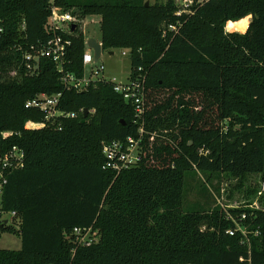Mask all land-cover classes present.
<instances>
[{
    "label": "trees",
    "instance_id": "obj_1",
    "mask_svg": "<svg viewBox=\"0 0 264 264\" xmlns=\"http://www.w3.org/2000/svg\"><path fill=\"white\" fill-rule=\"evenodd\" d=\"M146 2L0 0V144L25 152L4 192L20 226L1 229L16 231L22 248L0 249V264H264V202L185 206L187 176L196 171L211 184L257 174L261 192L264 0H208L182 16L171 1ZM53 5L100 16L103 51L127 50L129 79L146 75L143 118L112 82L83 91L64 83L65 74L85 73L79 28L68 37L63 72L44 57L28 68L32 45L63 34L46 28ZM249 15L245 33L226 32ZM60 93L58 109L76 117L28 129L46 114L26 102ZM5 131L13 134L3 138ZM129 137L140 140L142 160L116 174L105 168L103 145ZM76 228L97 230L99 240L81 244Z\"/></svg>",
    "mask_w": 264,
    "mask_h": 264
},
{
    "label": "built area",
    "instance_id": "obj_2",
    "mask_svg": "<svg viewBox=\"0 0 264 264\" xmlns=\"http://www.w3.org/2000/svg\"><path fill=\"white\" fill-rule=\"evenodd\" d=\"M149 1L150 0H146ZM171 1L177 7L175 14L182 16L184 14L194 13V5L203 4L208 0H165ZM76 25L77 30L79 28V18L71 11H65L63 8L53 5L51 7V16L47 23V30L57 34L61 32L63 34L56 35L54 38L39 46L32 45L31 51H27L24 56L27 62L28 68L33 71L36 68L38 60L42 57L49 58L58 65L60 72L64 71V62L67 55L71 40L68 38L73 35L75 30L73 26ZM169 30L177 31V25H169ZM167 32V31H166ZM4 34V27L0 21V38ZM123 55L128 56L127 50L122 52ZM94 53L92 50H86L83 55V63L85 68L94 63ZM105 67L101 65L96 70H93L91 77L84 76L79 79L74 74H65L63 76L64 83L69 88H75L79 91L87 90L91 83L98 80H107L114 83V89L120 93L124 99L131 102L136 109L137 117L143 118L146 113V75H142L135 80L128 78L125 83H118L115 79H111L104 74ZM141 70V69H140ZM103 72V73H102ZM62 94L46 95L41 94L26 102L28 108H37L42 110L46 114V122L36 123L29 122L27 124L28 129H35L38 127H45L47 122L51 121L54 117L66 116L76 117V113H64L58 109ZM13 132L5 131L2 133L3 138H7L12 135ZM140 134H144V127L140 128ZM103 154L106 159L105 168L113 170L116 174H119L123 169L137 166L142 160V152L140 140H136L129 137L125 142L122 141H110L105 142L103 145ZM25 165V152L17 145L11 147H5L0 144V225L4 226H20V217L18 213L13 210H7L4 206V192L8 183L9 175L17 170H20ZM264 193V182L262 183V189L260 194ZM6 218L5 220L3 218ZM231 217V216H230ZM239 230H243L239 222L237 223ZM0 228V230L2 229ZM237 229H231L228 231L230 235H234ZM91 229L82 230L76 228L75 233L78 236V240L83 245H91L93 242L88 239ZM245 232V231H244Z\"/></svg>",
    "mask_w": 264,
    "mask_h": 264
},
{
    "label": "rangeland",
    "instance_id": "obj_3",
    "mask_svg": "<svg viewBox=\"0 0 264 264\" xmlns=\"http://www.w3.org/2000/svg\"><path fill=\"white\" fill-rule=\"evenodd\" d=\"M76 15L79 18L78 31L85 36L86 50H91L87 44L88 39L94 38L101 43L100 16L88 15L84 18L80 14ZM249 17L251 22L252 15H249ZM250 22L245 24L244 18L236 25H226L225 30L226 32L245 33ZM111 51L114 52L113 55L109 51H103L97 63L94 62L92 65L87 66L85 68V76L90 78L93 70L103 65L105 67L104 74L107 77L115 79L118 83L127 82L131 73L129 56L122 54L125 51L123 49H113ZM260 181L261 178L257 174L248 175L243 181L240 178L225 174L220 182L218 178H214L212 180L213 184H211L200 171H196V173H190L187 176L185 206L198 204L206 209L216 205H222L225 208H235L252 203L253 207H261L263 206L264 197L261 198L263 195H260ZM215 186L221 188L220 194ZM3 219L5 220L6 218L4 217ZM13 228L18 230L19 226L14 225ZM87 237L90 241L97 242L99 240L98 231L92 229ZM21 248V236L16 231H0V249L20 250Z\"/></svg>",
    "mask_w": 264,
    "mask_h": 264
},
{
    "label": "water",
    "instance_id": "obj_4",
    "mask_svg": "<svg viewBox=\"0 0 264 264\" xmlns=\"http://www.w3.org/2000/svg\"><path fill=\"white\" fill-rule=\"evenodd\" d=\"M149 4H150L149 1H147L146 5H149ZM75 29H76V25L73 26V30H75ZM87 44H88V47L93 51V53H94V61L97 63L99 61L102 53H103L102 43L98 42L94 38H90V39H88ZM109 53L111 55L114 54L113 51H110ZM84 112H85V118H86L88 116L89 110L85 109ZM1 227L2 226L0 225V228Z\"/></svg>",
    "mask_w": 264,
    "mask_h": 264
},
{
    "label": "bare ground",
    "instance_id": "obj_5",
    "mask_svg": "<svg viewBox=\"0 0 264 264\" xmlns=\"http://www.w3.org/2000/svg\"><path fill=\"white\" fill-rule=\"evenodd\" d=\"M250 22V17H245V24Z\"/></svg>",
    "mask_w": 264,
    "mask_h": 264
}]
</instances>
